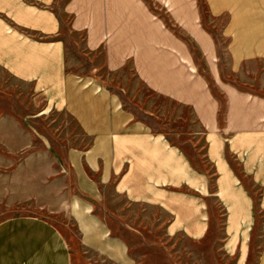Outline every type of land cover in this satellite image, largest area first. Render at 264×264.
<instances>
[{
	"label": "crops",
	"instance_id": "1",
	"mask_svg": "<svg viewBox=\"0 0 264 264\" xmlns=\"http://www.w3.org/2000/svg\"><path fill=\"white\" fill-rule=\"evenodd\" d=\"M141 89L189 110L195 154L137 116L157 118L149 100L125 105ZM13 188L69 205L113 263L131 259L95 211L108 189L165 235L217 227L237 264H264V0H0V204ZM65 240L43 215L4 217L0 264H72Z\"/></svg>",
	"mask_w": 264,
	"mask_h": 264
},
{
	"label": "rangeland",
	"instance_id": "2",
	"mask_svg": "<svg viewBox=\"0 0 264 264\" xmlns=\"http://www.w3.org/2000/svg\"><path fill=\"white\" fill-rule=\"evenodd\" d=\"M121 97L134 113L140 112L132 108L133 105L129 101L132 102L134 97L149 100L157 113V118L137 116L148 120L152 129L162 130L188 155L198 151L202 142L188 109L147 94L142 89L136 96L127 93ZM8 190L9 202L0 204V219L19 214L43 215L48 217L65 237L71 248L72 264H118L86 246L87 238L81 235V231L83 225L91 223L75 221L69 205L10 203L16 200V190L14 188ZM95 211L104 219L103 223L110 230L111 236L119 237L124 242L127 255L131 259L129 264H237L236 260L222 249L220 231L217 227L211 229L203 239L193 242L184 236L165 235L163 216L158 210L124 201V198L114 194L110 189L105 191V197L102 203L95 206ZM253 261L251 253L245 264H254Z\"/></svg>",
	"mask_w": 264,
	"mask_h": 264
}]
</instances>
